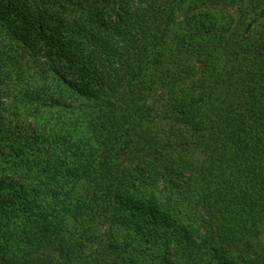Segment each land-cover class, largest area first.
<instances>
[{"label":"trees","instance_id":"trees-1","mask_svg":"<svg viewBox=\"0 0 264 264\" xmlns=\"http://www.w3.org/2000/svg\"><path fill=\"white\" fill-rule=\"evenodd\" d=\"M179 2L0 0L2 212L22 226L29 211L71 213L84 222L82 243L128 232L145 264H264L229 260L214 244L216 232L247 242L264 231V0H238L233 22L202 21L198 46L211 70L171 92L160 119L176 127L164 136L139 97L191 72L186 52L167 45ZM89 142L91 167L81 159ZM83 178L87 193L77 192ZM142 189L152 216L124 197ZM20 235L25 245L44 236L27 227Z\"/></svg>","mask_w":264,"mask_h":264},{"label":"rangeland","instance_id":"rangeland-1","mask_svg":"<svg viewBox=\"0 0 264 264\" xmlns=\"http://www.w3.org/2000/svg\"><path fill=\"white\" fill-rule=\"evenodd\" d=\"M237 5L238 0H180L178 3L176 18L167 37V45L170 48H179L186 52L191 72L181 84H176L173 89H171L172 86L165 89L143 88L141 97H139V102L150 109L151 116L158 119L153 129L164 134V136H169L167 135L170 132L169 128L174 129L176 127L160 119L167 110L171 92L175 89L189 88L191 82L207 77L211 70L209 61L199 51L200 24L203 20L210 18L221 22L235 21ZM83 132V127L78 126V140L80 144L85 145L88 136ZM174 144L177 147L180 146L175 142ZM87 146L90 149V155L81 159L85 165L91 167L92 159H95L97 151L93 153L95 146L91 142ZM182 150L189 157L199 158V153L190 147H183ZM170 154V151L166 152V156L169 157ZM72 160L73 164L77 162V159ZM79 190L88 192V182L85 181V178L81 179V186L77 187V192ZM142 190L129 192L124 197L131 198V201L135 203L133 209L139 215H141V211L138 209L142 207L144 217L152 216L153 207L142 204V199L147 197L148 191ZM4 208L0 204V264H113L116 261L118 264H145L147 262L146 255L140 251L141 248H135L134 244L125 243L124 240L128 238V232L123 233L111 229L110 233L104 234V239L99 244H97L98 240L96 239H89L82 243L79 240V234L84 222L76 219V216L71 213L65 212L58 216L47 217L44 215L41 217L36 212L29 211L26 215L28 219L24 220L27 223L25 222L22 226L23 221L19 217L13 218L4 214V211L2 212ZM143 221H140L141 224L144 223ZM56 223H61L62 226L52 231L51 227ZM23 227L39 228L44 236L39 241H35L36 237L30 235L28 239L31 244L25 245L21 243L22 237L20 235ZM105 229V224L98 225L96 228L100 233L104 232ZM188 229L190 238L194 241H198L203 234L197 225H191ZM147 232L150 233L149 228H147ZM158 233L160 234V232ZM133 235L134 232H130L132 238ZM151 236L149 240L153 241L156 237L154 234ZM9 238L11 240H8ZM118 238L119 243H117ZM214 240L216 247H223L224 251H227L229 260L240 261L244 259L251 261L256 257L264 258V231L260 235L248 238L247 242L223 236L219 232L215 233ZM164 244L165 242L161 243L163 251ZM64 249L71 253V257L67 261L63 260ZM86 256H90V259H86ZM166 258L168 259V256ZM200 262L204 264L205 260L202 258Z\"/></svg>","mask_w":264,"mask_h":264}]
</instances>
